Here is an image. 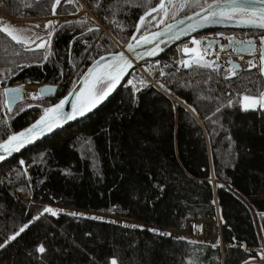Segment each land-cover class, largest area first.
<instances>
[{"label": "trees", "instance_id": "obj_1", "mask_svg": "<svg viewBox=\"0 0 264 264\" xmlns=\"http://www.w3.org/2000/svg\"><path fill=\"white\" fill-rule=\"evenodd\" d=\"M28 1L0 0V11L58 18L46 48L0 28V141L66 95L92 60L125 45L161 0H70L54 12L48 1ZM80 1L90 14L76 16ZM215 1L187 0L179 16ZM158 13L144 18L138 36ZM203 33L264 36L212 29L195 37ZM186 40L147 59L154 84L135 67L93 112L0 167V264H264V107L241 104L242 95L264 91V71L233 72L226 60L186 68ZM24 83L57 90L8 110L3 88ZM46 203L141 224L52 215ZM218 217L222 243L165 230Z\"/></svg>", "mask_w": 264, "mask_h": 264}, {"label": "water", "instance_id": "obj_2", "mask_svg": "<svg viewBox=\"0 0 264 264\" xmlns=\"http://www.w3.org/2000/svg\"><path fill=\"white\" fill-rule=\"evenodd\" d=\"M165 2L166 0H162L161 4L159 3L155 8L151 10H153V12L159 10L165 4ZM217 3L218 1L209 3L192 12L186 13L174 20L164 23L161 26H157L156 28L151 29L149 32L140 36L137 39H131L129 43L133 44L134 51H128V43L125 46L121 47L118 51L105 52L96 57L94 60H92L82 72V74L80 75L76 83L73 85V87L70 89V91L66 95H64L58 102L48 108H54L55 105L59 104L60 101L64 100L65 98H67L69 103L64 104L61 109L57 110L56 112L45 113V111H43L39 117H37L23 129L9 136H16L17 140L10 141L9 137H7L6 139L0 141V145H3V148H0V154L4 155V159L0 160V167L7 164L12 159L16 158L18 155L38 145L45 138L50 137L51 135L59 132L60 130L66 128L77 120L93 112L119 88L125 78L135 67H139V65L145 60L149 59L152 56L158 55L159 53L167 50L176 43L191 37H195L199 33L212 29L264 31V27L260 26L264 24V19L260 17L258 12L254 14L251 10L245 12H247L248 16H252V18L254 19L232 18L231 21L224 20V22L222 23H212L205 26L206 16L208 17V19H213L212 17L208 16V6L210 4L215 6ZM256 7L258 8L259 5H257ZM146 16L147 15L144 14L140 21H142L143 18ZM192 28H195L196 30L191 31L190 29ZM142 37L144 39H141ZM145 41H150V43H145ZM208 41H211V44H208ZM198 43L205 51H209L211 48H214L215 46L219 45L220 51L226 52L232 50L235 56H242L243 58L244 56H249L250 59L260 56L264 69V36L259 38L258 36L254 35L248 37L247 40H243L240 38H230L225 43H223L220 39L200 38L198 39ZM149 50L154 52L155 54L148 55L147 52ZM120 54L124 55V59H119ZM217 55L218 53H211V56ZM101 57H106V59L101 63L97 64V61H99ZM226 62L233 70V72L248 69L242 66L243 61H238L234 57L226 59ZM107 66H109L110 68H108L106 75L103 77L105 79V82H109L108 86L104 90L108 92V95L102 97V94L104 92L103 91L97 97V101L92 106L87 109L81 110L84 112V115L75 116L71 120L63 119L60 116V113L62 112L66 114L68 112H71L73 103L76 105V108L79 109V103L82 97L84 96L85 92L87 91L88 87L94 81L97 74ZM89 73L91 74L88 75ZM85 75L88 76L87 80L84 79ZM116 76H119L118 80L110 81V77ZM24 84L11 85L3 89V97L8 110L14 109L18 104L26 100L23 92ZM35 84L38 85L37 99L50 97L56 93L57 85L53 83ZM110 84H114L115 86L111 87ZM13 89H15L16 91H12ZM28 107L30 106H27V108ZM41 117H45L44 125H42V127L44 128L43 133L39 131L33 132L26 138L29 142H26L23 147H19L18 141L25 139V137H20L19 134L31 128L34 124H36L37 121L41 119ZM45 125L52 126V130L48 131L47 126ZM16 147H19V150L13 151L12 149ZM4 148H7L8 151L5 152Z\"/></svg>", "mask_w": 264, "mask_h": 264}, {"label": "rangeland", "instance_id": "obj_3", "mask_svg": "<svg viewBox=\"0 0 264 264\" xmlns=\"http://www.w3.org/2000/svg\"><path fill=\"white\" fill-rule=\"evenodd\" d=\"M36 1H38V2L48 1L50 3L51 11L54 12L55 8L58 4H60L61 2H69L70 0H29L28 3H34ZM186 1L187 0H166L165 4L159 9V13L154 15V17H152V19L147 22V24H149V29L138 36L137 35L138 30L142 26V24L144 23L145 17L143 18L142 21L139 20L140 22H138L135 31L132 33V35L130 36V38L126 44H128L131 39L132 40L137 39L140 36L149 32L151 29H154L157 26H161L164 23H167L171 20H174V19L180 17L179 16L180 12L184 8ZM161 2H162V0L160 1V4H161ZM80 3H81V1H80ZM81 6H82V9H81L80 13L77 14L76 16L82 14L83 12H87L90 14L89 10L87 9V7L83 3H81ZM151 12L153 13V10H149L147 13H145V15H149V14H151ZM76 16H70L69 15V17H76ZM56 18H58V17L54 13L52 15H49V16H38V17H34V18H30V17L21 18V17L8 16L5 13L0 11V28H2L5 31H10V33L13 36H15L16 39L20 40L21 42H24L27 44L34 43L36 45V47H38V45H40V44H43L44 46L40 47V48H46L50 44V42L52 41V38L54 35V30H55ZM99 26H101V25H99ZM254 35L258 36L259 38L263 37V36H260L258 34H253L252 36H254ZM245 37L246 36H238L235 34H227V35L215 34V35L209 36V38L220 39L223 43L227 42L230 38H243L244 39ZM193 40H196V42H197L198 37L188 38L182 44L181 50H182V53L184 55L182 65L186 68H188L192 65H207V66L214 67V66H218L220 64V61H223L226 58L228 59V58L233 57V53L231 51L227 52L226 55L221 56V57L220 56H211V53L216 51V47L211 48L209 51H205L200 45H198L199 44L198 42L196 43L197 47L198 48H199V46L201 47V50H203L202 52L204 53L203 54L204 56L201 55L200 48L198 49L199 50L198 54H192L191 56H187L184 54L183 51H184L186 46L188 47V46H191L192 44H194ZM125 45H123V46H125ZM117 46L119 49L121 47H123L118 43H117ZM192 56H195L196 59L192 58ZM153 57L154 56H152L150 58H153ZM187 58H189V64L188 65L185 63ZM234 58L238 61L248 62L250 64L248 69L259 66L264 71L262 60H261L260 56H257L253 59L243 58L242 56H236ZM145 61H147V60H145ZM145 65L146 66H142V67H140V65H139L138 68H140L142 73L150 79V75L148 73V70L150 69V66L152 65V63L148 62V65L147 64H145ZM242 66L244 67L243 63H242ZM150 82L152 84H154L155 80L150 79ZM108 84H109V82H104L103 84L99 85L95 90V95L98 97L106 89ZM35 85H37V84H35ZM245 96H247L251 99H257V104H255V105L251 104V103H247V104L251 105L250 108H255L257 106L264 107V102H263L264 91L258 96L242 95L241 96V104L243 107H244V103H243L244 100L243 99ZM32 99H37V97L32 98ZM89 99H90V101L93 100V98L91 96L89 97ZM259 198H264V194L262 192L259 193ZM23 199L27 203L31 202V200L29 198H23ZM46 207L51 208L54 212L65 210V211H71V212H74L77 214L94 215V216H98V217L109 219V220H119V221L131 223L133 225L141 224L138 220H135L133 218L123 217V216L117 215L115 213H110V214L109 213H100V212L82 210V209H78V208H72V207L64 206L62 204H55V203H46ZM203 222L204 221H202V220H194V222L189 224L187 229L185 228L186 227V225H185V227L182 228V230H175V229H173V230L165 229V230H167L168 232H171L173 234H177V235H183V236H187V237H191V238H196V237L201 238L200 236L196 235L199 232L198 231L199 229H195V228H196V225H197V227H199L201 225V223H203ZM260 254H261L262 261H264V249H262L260 251Z\"/></svg>", "mask_w": 264, "mask_h": 264}, {"label": "snow or ice", "instance_id": "obj_4", "mask_svg": "<svg viewBox=\"0 0 264 264\" xmlns=\"http://www.w3.org/2000/svg\"><path fill=\"white\" fill-rule=\"evenodd\" d=\"M257 5H259L258 8L256 7ZM236 10H241V11L251 10L254 14L256 12H258L260 17L262 19H264V0H218V3L215 6L211 5V4L208 6V10H207L208 16L212 17L213 19H208V17L206 16L205 17V26H207L208 24H212V23H222V22H224V20L231 21L232 13L235 12ZM260 26L264 27V24H262ZM190 30L195 31L196 29L192 28ZM9 35H11V33H9ZM12 38L16 39L15 36H13ZM141 39H144V38L142 37ZM145 43H150V41H145ZM193 43H197V42L195 40H193ZM207 43L211 44V41H208ZM138 44H139V42H138ZM43 46H44L43 44L38 45V47H43ZM127 49H128V51H134L133 44L129 43L127 45ZM184 51L188 52L189 49L185 48ZM147 54L148 55H154L155 53L149 50L147 52ZM105 59H106V57H101L100 60L97 61V64L101 63ZM119 59H124V55L120 54ZM90 74L91 73H89L88 75H90ZM87 78H88V76L85 75L84 79L87 80ZM101 79H104V77L102 76ZM109 79H110V81L111 80H118L119 76L110 77ZM129 83H131V81H129ZM110 86L114 87L115 85L110 84ZM12 91H16V90L13 89ZM41 91H43V90H41ZM107 95H108V92L104 91L102 94V97L107 96ZM244 100L245 101L249 100V97L245 96ZM66 103H69L67 98H65L64 100H61L60 103L55 105L54 108H47L44 111H45V113L56 112L57 110L61 109V107ZM250 107H251V105L245 104L244 110H248ZM82 115H84V112L77 109L76 105L74 103L72 104V111L71 112H68L66 114L62 113V112L60 113V116L65 120H71L75 116H82ZM44 122H45V117H41V119L39 121H37L36 124H34L31 128L25 130V132L20 133L19 136L25 137V139L18 141L19 147H23L26 142H29V141H27L26 138H27V136L31 135L33 132L39 131V132L43 133L44 128L42 127V125H44ZM45 126H47L48 131L52 130V126H48V125H45ZM9 140L10 141L17 140V137L16 136L9 137ZM19 147L13 148L12 150L18 151ZM0 148H3V145H0ZM4 151L7 152L8 149L4 148ZM3 159H4V155L0 154V160H3ZM45 211L51 213L52 215H56V212H54L51 208H46ZM27 227H28V225H25L24 227H22L20 229V232L22 233L25 230V228H27ZM19 234L20 233H17V235H19ZM11 239H15V237H12ZM38 251L40 253H43L45 251V249L43 246H40L38 248ZM112 264H116V262L112 261Z\"/></svg>", "mask_w": 264, "mask_h": 264}, {"label": "bare ground", "instance_id": "obj_5", "mask_svg": "<svg viewBox=\"0 0 264 264\" xmlns=\"http://www.w3.org/2000/svg\"><path fill=\"white\" fill-rule=\"evenodd\" d=\"M232 18L233 19H254V18H252V16H248L247 12H245V11H235V12H233L232 13ZM185 48L189 49L188 52L183 51L184 54L187 55V56H191L192 54H198V52H199V50H198L199 48L197 47L196 43H194V44H192L191 46H188V47L186 46ZM200 49H201V47H200ZM202 51L203 50H201V52ZM203 54L204 53L202 52V55ZM187 59L185 61L186 64H188ZM249 65H248V63L246 61L244 62V67L245 68H248ZM108 68H110V67L107 66L103 70H101L97 74V76L95 77V79L91 83V85L88 87L87 91L85 92L84 96L82 97V99H81V101L79 103V109L80 110H84V109L89 108L90 106H92L97 101V96L95 95V90H96V88L99 85H101V84H103L105 82V79H101V77L106 75V72H107ZM23 92H24V95H25L26 99L36 98L38 96L37 85H35V83L34 84L33 83H26L25 85H23ZM90 96L93 98L92 101H90V99H89ZM243 103H244V105L247 104V103H251V104L255 105V104H257V99L249 98V100H247V101L244 100Z\"/></svg>", "mask_w": 264, "mask_h": 264}, {"label": "built area", "instance_id": "obj_6", "mask_svg": "<svg viewBox=\"0 0 264 264\" xmlns=\"http://www.w3.org/2000/svg\"><path fill=\"white\" fill-rule=\"evenodd\" d=\"M203 221L204 222L201 223L199 227H197L196 225L195 229H199V232L196 235L206 240H219V242L221 243L222 230L219 219H206Z\"/></svg>", "mask_w": 264, "mask_h": 264}, {"label": "flooded vegetation", "instance_id": "obj_7", "mask_svg": "<svg viewBox=\"0 0 264 264\" xmlns=\"http://www.w3.org/2000/svg\"><path fill=\"white\" fill-rule=\"evenodd\" d=\"M213 34H207V33H203V34H201L200 36H198V39H200V38H209V36H212ZM248 37H250V36H246L244 39L243 38H240V39H243V40H247V38ZM196 41V40H195ZM198 42V41H197ZM199 45V44H198ZM216 47V51H214L213 53H218V55L217 56H224V55H226L227 54V52H232V50H230V51H226V52H222V51H220V46L219 45H217V46H215ZM214 47V48H215ZM199 48H200V46H199ZM201 50V49H200ZM233 53V52H232ZM201 55H202V52H201ZM203 56V55H202ZM233 57H236L234 54H233ZM227 59V58H226ZM225 59V60H226ZM245 62V61H244ZM244 62H243V64H244ZM248 63V62H247ZM248 65H249V63H248ZM26 84V83H25ZM24 84V85H25Z\"/></svg>", "mask_w": 264, "mask_h": 264}, {"label": "crops", "instance_id": "obj_8", "mask_svg": "<svg viewBox=\"0 0 264 264\" xmlns=\"http://www.w3.org/2000/svg\"><path fill=\"white\" fill-rule=\"evenodd\" d=\"M187 61H188V64H189V58L187 59ZM185 63H186V62H185ZM188 64H187V65H188ZM194 220H196V219H189V220H187V221H186V227H185V228L187 229L188 226H189V224L192 223V222H194ZM202 221H203V220H202ZM181 230H182V229H181Z\"/></svg>", "mask_w": 264, "mask_h": 264}]
</instances>
